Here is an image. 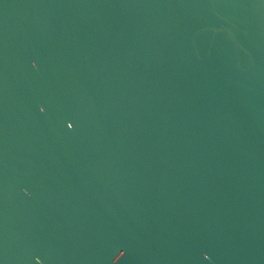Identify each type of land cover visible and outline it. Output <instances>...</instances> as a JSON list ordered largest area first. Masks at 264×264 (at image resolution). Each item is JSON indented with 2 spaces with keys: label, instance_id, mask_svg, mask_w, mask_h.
<instances>
[{
  "label": "water",
  "instance_id": "95a60500",
  "mask_svg": "<svg viewBox=\"0 0 264 264\" xmlns=\"http://www.w3.org/2000/svg\"><path fill=\"white\" fill-rule=\"evenodd\" d=\"M0 264H264V0H0Z\"/></svg>",
  "mask_w": 264,
  "mask_h": 264
}]
</instances>
